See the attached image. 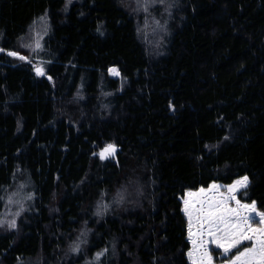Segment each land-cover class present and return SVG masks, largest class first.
<instances>
[{
  "label": "trees",
  "instance_id": "16d2710c",
  "mask_svg": "<svg viewBox=\"0 0 264 264\" xmlns=\"http://www.w3.org/2000/svg\"><path fill=\"white\" fill-rule=\"evenodd\" d=\"M125 1L0 0V213L34 199L0 264H190L181 198L214 182L264 211V0H172L157 58Z\"/></svg>",
  "mask_w": 264,
  "mask_h": 264
},
{
  "label": "rangeland",
  "instance_id": "374dc122",
  "mask_svg": "<svg viewBox=\"0 0 264 264\" xmlns=\"http://www.w3.org/2000/svg\"><path fill=\"white\" fill-rule=\"evenodd\" d=\"M130 1H125L124 5L131 14L135 16L137 24L140 26L138 29L139 35L146 46L147 53L157 58L165 48L164 43L166 33L168 32V24L170 23V19H166L165 15L167 16L170 14V9L173 11L174 3L172 0H134L133 5ZM138 14H141L139 20L136 17L139 16ZM45 22L48 23V20ZM44 23L37 22L33 24L25 36L23 45L26 44L24 47L26 48L28 56L32 54V48L36 45L38 46L39 41L44 37V32L42 31ZM49 26L48 24V27ZM26 52L24 49L25 54ZM17 56L18 55H16V57ZM20 58H22V56ZM110 75L114 78L119 77V73L116 70H111ZM244 180L245 177H242L229 185L214 182L207 188L187 191L181 198L184 213L188 220L187 237L190 249L187 251L186 255L190 264H233V261L236 260V257L239 256L241 252L254 246L255 240H244L237 245V247L231 248L228 252H225L222 247H218L217 243L213 242L215 237L221 234L216 233L214 236L209 235L207 225L201 227L200 221L198 220L199 213L197 210L201 207V204L207 206L208 203H213L221 208L235 209L238 215L236 213L230 215V219L233 223L247 218L253 228L264 227V224L259 223L261 219L260 214L264 213V211L259 210L255 203H245L238 198L239 192L249 183L248 178L246 182L240 183ZM28 190L26 186L21 184H15L12 187V192L14 191V193L7 198L8 201L5 200L8 206L0 213V230L3 228L17 229L18 220L22 217L24 218L23 215L27 212L33 211L34 199L32 200L31 192H28ZM120 198L118 197L117 200L114 201V205L118 210H121L122 208L120 206L125 203L122 201L119 206ZM125 198H122V200H125ZM133 199L134 201L128 204L130 207L138 209L141 204L140 201H138V195ZM253 205L254 209L251 207ZM241 226L243 227V225ZM96 258L97 257H95V259ZM113 258H116V254H114ZM134 262V264H139L135 260ZM236 264H242V261H236Z\"/></svg>",
  "mask_w": 264,
  "mask_h": 264
},
{
  "label": "snow or ice",
  "instance_id": "6c2138e0",
  "mask_svg": "<svg viewBox=\"0 0 264 264\" xmlns=\"http://www.w3.org/2000/svg\"><path fill=\"white\" fill-rule=\"evenodd\" d=\"M10 54L15 55L14 53ZM246 180L245 177V180L240 183H244ZM251 207L254 209V205ZM197 211L201 227L207 225L209 235L221 234L216 236L213 242L217 243L218 247H222L225 252L237 247L244 240H255L254 246L241 252L233 264H236V261H242V264H264V227L253 228L247 218L233 223L230 215L236 213V210L221 208L213 203H208L207 206L201 204ZM236 214L238 215V213ZM260 216L259 223L264 224V213H261Z\"/></svg>",
  "mask_w": 264,
  "mask_h": 264
}]
</instances>
